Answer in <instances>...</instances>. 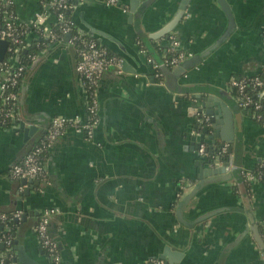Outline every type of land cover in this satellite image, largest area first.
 Returning a JSON list of instances; mask_svg holds the SVG:
<instances>
[{"label": "crops", "instance_id": "obj_1", "mask_svg": "<svg viewBox=\"0 0 264 264\" xmlns=\"http://www.w3.org/2000/svg\"><path fill=\"white\" fill-rule=\"evenodd\" d=\"M13 1L19 24L31 27L40 14L43 27L57 23L48 0ZM146 1L117 0L112 6L81 0L73 8L75 28L93 32L123 66L121 72L110 68L101 80L93 139L80 126L67 128L45 154L47 182L37 190L13 179V166L44 138L53 118L84 122L87 109L77 55L66 36L40 51L25 74L19 109L36 129L0 127V213L26 217L18 222L12 264H54L34 231L46 212H52L58 264H264L252 229L257 224L261 235L264 183H249L248 213L240 176L223 180L206 173L210 167L195 134L198 110L208 103L206 110L218 112L223 105L230 117L215 113L209 135L232 149V167L253 171L264 161V126L239 112L227 90L232 77L264 73V0H227L234 16L230 32L218 0H189L183 18L166 34L161 32L182 0H155L137 16ZM170 36L185 53L184 62L194 60L177 78L186 92L170 90L165 78L158 83L149 61L164 65L153 47L169 46ZM27 39L37 46L34 33ZM199 185L179 211L182 198Z\"/></svg>", "mask_w": 264, "mask_h": 264}, {"label": "built area", "instance_id": "obj_2", "mask_svg": "<svg viewBox=\"0 0 264 264\" xmlns=\"http://www.w3.org/2000/svg\"><path fill=\"white\" fill-rule=\"evenodd\" d=\"M63 1H48L47 7L49 10L53 7L57 9L66 8L67 6ZM107 3L115 6L117 0H107ZM13 5V0H0V40L8 42L5 57L0 61V127L7 126L10 122L15 128L22 121V114L20 109L18 110L20 93L16 92V89L21 87V82L27 69L20 63V53L23 46L22 38L25 35V31L18 28L21 24L18 23L13 12L8 10L13 8ZM54 16L58 22L62 23L63 34L66 36L70 35L69 42L74 47L77 55L76 72L80 77L81 87L85 95L87 116L85 122H71L62 117L53 118L45 137L40 140V144L35 146L20 163L13 166L11 176L15 180L28 179L35 181L44 179L41 184H46L47 167L42 155L57 142L67 128L75 125L80 126L86 139L88 141L93 139L94 130L99 123L98 88L101 80L110 68H115L118 72L122 71L123 60L121 58L111 54L106 47L87 33L75 28L72 21L66 20L62 13ZM42 22L43 15L40 14L34 23L31 24V27L27 28L33 31L42 30L45 38L54 40L55 35L51 27H43ZM169 51L176 52L175 57L171 61L172 68H177L184 63L186 55L181 50L179 42L173 36L169 37ZM37 57V55H33L29 58L35 63ZM149 61L154 64L155 69L158 67L154 60L149 58ZM227 90L242 111L247 113L254 121L262 122L264 126V77H232L227 84ZM209 119L208 116L198 119L197 122L200 129L205 128L209 124ZM195 134L199 136L201 132L196 130ZM220 149L221 153L227 155L230 160L228 145L224 144ZM205 152L206 144L203 143L200 146L199 153L202 156H206ZM230 166H232L231 160ZM242 175L245 182L264 183V162L258 169L253 171L243 170ZM51 213L46 212L42 215L34 231L38 236L41 247L47 252L50 260L54 264H58L61 261V254L59 244L52 236L49 228ZM22 215L20 211L12 213L11 216L0 213V225H4V233L0 237L1 244L4 242L7 247L12 246L13 233L9 223L13 219L20 221ZM154 263L163 264L162 261H154ZM0 264H4V254L2 253H0Z\"/></svg>", "mask_w": 264, "mask_h": 264}, {"label": "water", "instance_id": "obj_3", "mask_svg": "<svg viewBox=\"0 0 264 264\" xmlns=\"http://www.w3.org/2000/svg\"><path fill=\"white\" fill-rule=\"evenodd\" d=\"M155 0H147L140 8L139 12L136 11L135 9V4H132L130 7V12H129V16L131 18V20H133L134 14L136 13L137 16H141L142 12L144 10H146L150 5H152V3ZM189 3V0H182L181 4L179 5V10L177 12L176 17L174 18V20L165 28L163 29V31L161 32V34H166L169 33L173 30V28L175 27V25L183 18L184 13L187 9V5ZM218 3L221 7V9L223 10V12L225 13L227 20L229 22L228 25V32H230L234 26V16H233V12L231 10V7L229 5V3L227 2V0H218ZM138 9V8H137ZM72 10L69 11V14L71 15ZM85 32L92 38H94L95 40L102 42L101 40H98L94 33L89 31V30H85ZM68 39L70 37V35L68 34L66 36ZM102 44V43H101ZM8 47V42L6 41H2L0 40V61H2L5 57L6 54V50ZM194 63V60H191V62H184L182 63L179 67L173 69V70H169L167 68V66L162 65L160 66V69L163 71L164 73V78L166 79V86L173 91H178V92H186L183 90V88H181V86L178 84L177 82V78L181 75H184L185 72L188 70V68H190V66H192ZM231 101H233L234 105L237 107V109L239 110V112L241 111V109L237 106L235 100L231 97L228 96ZM210 105L208 103H206L204 105V110H198V115L199 116H208L209 119V124L202 130L201 134L197 137H199L200 139V144L198 146V149H200L201 144H207L208 145V150H206L205 152V159L204 161L207 162L208 166L210 167V169H208L206 171V173L210 174H214L215 176H219L218 178H222L223 180H232L233 177L236 174V178L237 175L240 176V178H237V183L240 189V193L243 199V204L245 206V208L247 209L248 213L251 211V204H250V200L247 194V187H246V182L243 178L242 175V169L239 166H230V160L228 158H226L223 153H221V147L219 148V143H217L216 141V135H209L210 133V128L211 125L214 124L216 121L215 118V113L216 114H220L223 115L225 119H229L230 117V109L228 110V108H225L223 105H219V110L218 112H212L211 110H206V107H209ZM227 107V106H226ZM198 116V117H199ZM30 127V128H29ZM197 128V127H196ZM18 129H25V131L27 132H32L33 130H35V126L31 125V121L22 116V121L19 123L18 125ZM205 137H208L207 139H205ZM226 142L231 143L230 138L226 140ZM215 152V153H214ZM232 149L230 148L228 153H231ZM211 157V158H209ZM22 184L27 185V184H32L34 181L32 180H28V179H22L21 180ZM42 186H45L46 184H41ZM40 185V186H41ZM188 187V188H187ZM187 187H183L182 190H180V196L183 194L184 190H187L189 188L192 187V185H188ZM202 186H198L196 188H194V190L192 192H190L189 194L185 195L182 200L179 203V211L189 203V201L193 198V196L195 195V193L201 189ZM250 216V215H249ZM22 219L25 220V214L22 215ZM250 220H253L252 216H250ZM19 222V221H16ZM252 229L254 231L255 234V239L257 241V243L259 244L260 248L262 249L263 253H264V241L259 233L258 230V226L257 224H253Z\"/></svg>", "mask_w": 264, "mask_h": 264}, {"label": "trees", "instance_id": "obj_4", "mask_svg": "<svg viewBox=\"0 0 264 264\" xmlns=\"http://www.w3.org/2000/svg\"><path fill=\"white\" fill-rule=\"evenodd\" d=\"M48 1H51V0H48ZM80 1L81 0H64L63 2L67 6L66 8L57 9L56 7H53L52 9L50 8L49 11L53 15H57V14L62 13L63 16H64V18L66 20H71V15L69 14V11L70 10H73V8L75 6H77L80 3ZM42 6L44 7V5H42ZM8 10L11 11V12H13V14H14L13 8H10ZM18 28L25 31V35L22 38L23 46H22V50H21V53H20V63L23 66L26 67L27 71H29L30 68H31V66L33 65V60H31L29 58L30 56H33V55H37L38 56V54L40 53V51H43L47 46L52 45V44H55L58 41L64 40V38L66 36L62 32V28H63L62 23L58 22V20H57V23L51 27L52 32L55 35V39L54 40H50L49 38H45L44 34L42 33V30L32 31L30 28H27L24 25H20V26H18ZM30 33H34L36 35V41H37L36 43H37V46L35 45V43H29L28 42V39L26 40L27 36ZM263 40H264V32H263ZM140 45L142 47V44H140ZM153 48H154L155 55H154V53L152 55L155 56V57H160L161 60H162V62H163V64H165V66H167L168 69H173L172 68V65H171V61H172L173 57H175L176 52L169 51V46L168 45H164V44H155ZM27 71H26V73H27ZM155 73H156V75L158 74V76L156 78L157 82L158 83H162L164 81V73L160 69V66L159 65L156 68ZM258 77H264V73L261 74V75H259ZM235 78H243V77H237L236 76ZM20 89H21V87L19 89H16V92H19L20 93ZM18 110H19V107H18ZM202 117H203L202 115L199 116L197 118V121H198V119H201ZM197 121H196V124H197V128L196 129L199 130L200 132H202V130L204 128L203 129H200V126L198 125V122ZM258 123L261 124V125H263L262 122H258ZM8 127H10V128L13 127L12 124H10V122L7 124V126H4L3 128H8ZM39 144H40V141L37 144H35L32 147V149L35 146L39 145ZM222 145L223 144H219V148ZM208 148L209 147L206 144V150H208ZM46 152H44V153L46 154ZM45 154L42 155L43 158H45ZM225 157L228 158L227 155ZM209 158H211V157H209ZM262 163H260L255 169H258ZM17 180L18 181H21V179H17ZM43 181H44V179L35 180L31 184L30 187H32L33 189H36L37 190L40 187V185H41V183ZM246 187L249 188V182H246ZM6 214L8 216H11L12 215V213H6ZM9 225L12 228V233H13L12 246L11 247H7V245L4 244V242H3V244L0 243V253L4 254V264H12V262H13V253H14L15 238H16L17 228L19 226L18 222H16V220H14V219L9 223ZM260 231H261V235H262V238H263V241H264V225H260ZM3 233H4V225L2 224V225H0V237H2ZM46 254H47V252H46Z\"/></svg>", "mask_w": 264, "mask_h": 264}, {"label": "flooded vegetation", "instance_id": "obj_5", "mask_svg": "<svg viewBox=\"0 0 264 264\" xmlns=\"http://www.w3.org/2000/svg\"><path fill=\"white\" fill-rule=\"evenodd\" d=\"M197 130V129H196Z\"/></svg>", "mask_w": 264, "mask_h": 264}]
</instances>
